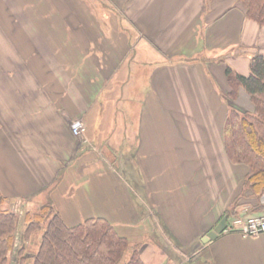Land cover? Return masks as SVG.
Returning <instances> with one entry per match:
<instances>
[{
    "label": "crops",
    "instance_id": "obj_1",
    "mask_svg": "<svg viewBox=\"0 0 264 264\" xmlns=\"http://www.w3.org/2000/svg\"><path fill=\"white\" fill-rule=\"evenodd\" d=\"M100 3H72L70 20L69 0H0L5 204L50 201L69 227L105 219L145 264H264V233L201 242L248 171L223 126L229 105H253L243 88L229 101L225 70L249 74L264 25L238 0Z\"/></svg>",
    "mask_w": 264,
    "mask_h": 264
},
{
    "label": "trees",
    "instance_id": "obj_2",
    "mask_svg": "<svg viewBox=\"0 0 264 264\" xmlns=\"http://www.w3.org/2000/svg\"><path fill=\"white\" fill-rule=\"evenodd\" d=\"M238 2L246 19L264 25V0ZM249 67L248 75L235 73L228 67L225 70L229 101L243 88L250 96L253 109L245 111L229 105L223 144L229 160L248 169L242 190L231 207L244 198L255 199L257 207L251 210L255 214L262 211L258 198L264 192V53L255 54ZM6 201L0 193V264H27L28 261L30 264H145L139 255V245L129 243L105 219H87L69 227L52 203L46 201L37 211L24 212L21 221L16 213L2 208ZM226 215L230 216L229 211ZM21 222L23 244L18 237ZM35 233H39V240L34 246L35 252L30 254L26 248Z\"/></svg>",
    "mask_w": 264,
    "mask_h": 264
},
{
    "label": "rangeland",
    "instance_id": "obj_3",
    "mask_svg": "<svg viewBox=\"0 0 264 264\" xmlns=\"http://www.w3.org/2000/svg\"><path fill=\"white\" fill-rule=\"evenodd\" d=\"M102 1H105V0H69V19L70 20H75L76 16L78 18L81 17V14H80V10H78V13L75 11V7L73 6V4H77V3H81L83 4V6L85 7V13L88 15V12L89 10L94 12V13H98L97 11L94 10V8H99L100 7V2ZM73 3V4H72ZM74 8V14H72L70 12V8L71 6ZM83 12V10H82ZM81 12V13H82ZM90 13V12H89ZM104 13V12H102ZM72 16V17H71ZM80 16V17H79ZM77 23H73V25H76ZM76 27L75 26H72L70 29L72 30H75ZM74 34H76V32H74ZM75 44L74 43H69V48H72L74 47ZM68 63H69V68L72 66H74L73 63H75V57L74 55L76 56V52H68ZM59 62V60L57 61V63ZM70 76V75H69ZM44 200L43 201H39V200H35V201H32V202H28V203H16V204H12L11 206H8L6 204L3 205V209H9L10 211H13L14 213H16L19 218L21 219L22 221V217H23V213L24 212H34V211H37L42 204H44ZM236 205L238 206H232L231 209L229 210V214L230 215H233L232 213H236V212H246V213H250L252 214L251 210H253L254 208L257 207V202L255 199H247V198H244V200H239L238 202L235 203ZM240 204V205H239ZM261 205L262 206V211L260 212H257V214H261V213H264V192L260 195V197L258 198V205ZM254 214V213H253ZM236 215V214H234ZM239 215V214H238ZM22 224L23 222H21V227L20 229L18 230V237H19V243L21 242L22 243V240H21V237H20V234H21V231H22ZM33 238V240L31 239V241H29V246L26 248V251L30 254H33L35 252V245L36 243L38 242L39 240V233H35L31 236ZM23 244V243H22ZM190 258H192V256H190ZM14 260V259H13ZM198 260V259H197ZM195 259V261L192 262V264H198V261ZM16 261V259H15ZM13 262V261H12ZM31 261H28L27 264H30ZM12 264H15V263H12Z\"/></svg>",
    "mask_w": 264,
    "mask_h": 264
},
{
    "label": "built area",
    "instance_id": "obj_4",
    "mask_svg": "<svg viewBox=\"0 0 264 264\" xmlns=\"http://www.w3.org/2000/svg\"><path fill=\"white\" fill-rule=\"evenodd\" d=\"M83 131L84 127L81 124H76L72 128L74 135H79ZM225 231L239 233L243 237H256L264 233V213L250 214L244 211L239 215H231Z\"/></svg>",
    "mask_w": 264,
    "mask_h": 264
},
{
    "label": "water",
    "instance_id": "obj_5",
    "mask_svg": "<svg viewBox=\"0 0 264 264\" xmlns=\"http://www.w3.org/2000/svg\"><path fill=\"white\" fill-rule=\"evenodd\" d=\"M227 225V215H224L220 221L216 224V226L209 231L202 239L201 242L202 243H206L211 239L216 238L219 234H221Z\"/></svg>",
    "mask_w": 264,
    "mask_h": 264
}]
</instances>
